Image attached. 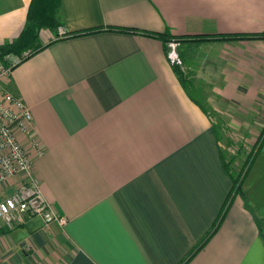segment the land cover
<instances>
[{"label":"crops","instance_id":"0c3cea01","mask_svg":"<svg viewBox=\"0 0 264 264\" xmlns=\"http://www.w3.org/2000/svg\"><path fill=\"white\" fill-rule=\"evenodd\" d=\"M30 3L0 0V46L18 38ZM60 6L58 33L41 29V48L21 63L27 51L6 56L11 72L0 86L33 114L44 149L34 170L67 223L35 216L0 228V264H264V140L243 195L211 233L233 188L224 144L240 128L255 132L244 139L253 147L264 129V38L188 42L264 36V0ZM108 27L188 38L177 49L181 64L160 40ZM86 30L95 32L57 38ZM202 93L210 97L193 96ZM20 180L3 182L0 198Z\"/></svg>","mask_w":264,"mask_h":264},{"label":"built area","instance_id":"2783aa9c","mask_svg":"<svg viewBox=\"0 0 264 264\" xmlns=\"http://www.w3.org/2000/svg\"><path fill=\"white\" fill-rule=\"evenodd\" d=\"M168 48L166 55L169 62L180 65L177 43L170 42ZM26 56L27 53L23 54V57ZM10 59L0 54V81L11 72V67L5 63ZM20 61L15 60L16 63ZM22 139L27 141V147ZM43 153L44 149L35 135L30 108L21 97L0 86V185L10 178L21 176L14 190L0 198V228L11 230L35 216L41 217L47 224L56 222L64 226L67 223L66 218L58 216L54 207L46 201L34 170V158Z\"/></svg>","mask_w":264,"mask_h":264},{"label":"trees","instance_id":"16d2710c","mask_svg":"<svg viewBox=\"0 0 264 264\" xmlns=\"http://www.w3.org/2000/svg\"><path fill=\"white\" fill-rule=\"evenodd\" d=\"M60 0H31L30 6L27 12V18L24 25L23 30L16 40L10 43L3 44L0 46V54L2 57L17 55L21 56L23 52H28V56L24 57L21 62L31 57L35 53L38 52L40 47V30L41 29H49L55 33H58L60 27H62V23L59 19V9H60ZM101 30L105 31H118V32H126L132 33L136 35L146 36L150 38H154L160 40L164 46L165 54L168 53L169 48L168 44L170 42L177 43V49L183 43L187 42L188 38L182 36H175L170 34V31L167 30L163 33H153L147 31H141L133 28H103ZM95 32V30H86L83 32L76 33H62V35L57 36L58 39H66L70 37H79L87 34H91ZM264 38L261 35H214V36H202V37H192L188 42H197V41H231V40H251V39H260ZM20 62V63H21ZM219 133V132H218ZM228 139V138H227ZM239 139V137H238ZM237 139V140H238ZM229 140V139H228ZM262 140H264V129L256 143L250 149L249 152H246V146L243 144H238V141L232 139L229 140L230 143H225L224 150L221 152V162L223 168L228 173L229 177L232 180L233 188L232 192L229 195L227 203L222 208L221 214L219 216V220L217 224L212 229V234L218 229L221 221L223 220L228 207L233 199L235 194L243 195L242 193V183L243 180L254 160L255 156L258 153L259 146H261ZM228 152H226V150ZM229 149L231 152H229ZM231 153V154H229ZM240 163V166H236ZM232 196V197H231ZM260 236L264 241V228L260 229ZM208 238V236H207ZM206 238V239H207ZM204 240V242L206 241ZM203 242V243H204ZM202 245V244H201ZM200 247V246H199Z\"/></svg>","mask_w":264,"mask_h":264},{"label":"rangeland","instance_id":"374dc122","mask_svg":"<svg viewBox=\"0 0 264 264\" xmlns=\"http://www.w3.org/2000/svg\"><path fill=\"white\" fill-rule=\"evenodd\" d=\"M193 96L195 97L196 96V98H197V100H200V101H204V99L205 98H209L210 96L209 95H207V94H193ZM205 96V97H204ZM235 130V129H234ZM238 131V134L240 135L239 136V139H238V144H243V145H245L246 146V152H249L250 151V149H251V147H252V145L251 144H249V142L248 141H244V139H251L252 138V136L255 134V132L254 131H251L249 134L247 133V130L246 129H237ZM233 131V129H232V127L230 126V123L229 124H227L226 126H225V135H227V133L228 132H232ZM245 132H246V134H245ZM241 136H242V138H241ZM260 136V134L258 135V137ZM232 137L233 138H236L237 136L236 135H232ZM230 139V138H229ZM225 145V144H224ZM226 150V152H228L227 151V149H225ZM229 152H231L230 151V149H229ZM229 154H231V153H229ZM237 166H240V163L237 165Z\"/></svg>","mask_w":264,"mask_h":264}]
</instances>
